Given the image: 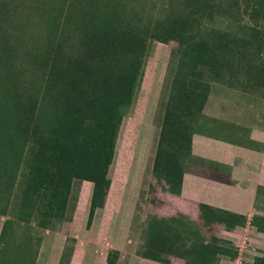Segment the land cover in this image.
Masks as SVG:
<instances>
[{
	"label": "rangeland",
	"instance_id": "rangeland-1",
	"mask_svg": "<svg viewBox=\"0 0 264 264\" xmlns=\"http://www.w3.org/2000/svg\"><path fill=\"white\" fill-rule=\"evenodd\" d=\"M248 100L264 0H0V264H264L159 200Z\"/></svg>",
	"mask_w": 264,
	"mask_h": 264
},
{
	"label": "crops",
	"instance_id": "crops-1",
	"mask_svg": "<svg viewBox=\"0 0 264 264\" xmlns=\"http://www.w3.org/2000/svg\"><path fill=\"white\" fill-rule=\"evenodd\" d=\"M227 111L197 127L179 192L159 200L179 217L256 249L264 245V102L248 100Z\"/></svg>",
	"mask_w": 264,
	"mask_h": 264
}]
</instances>
